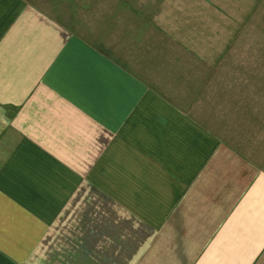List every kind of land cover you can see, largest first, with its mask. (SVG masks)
Here are the masks:
<instances>
[{"label":"crops","instance_id":"obj_1","mask_svg":"<svg viewBox=\"0 0 264 264\" xmlns=\"http://www.w3.org/2000/svg\"><path fill=\"white\" fill-rule=\"evenodd\" d=\"M0 264H264V0H0Z\"/></svg>","mask_w":264,"mask_h":264}]
</instances>
